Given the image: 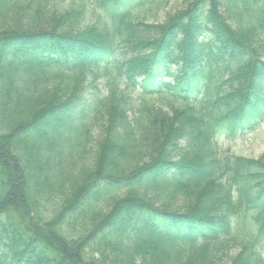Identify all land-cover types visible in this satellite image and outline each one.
Here are the masks:
<instances>
[{"label": "trees", "instance_id": "16d2710c", "mask_svg": "<svg viewBox=\"0 0 264 264\" xmlns=\"http://www.w3.org/2000/svg\"><path fill=\"white\" fill-rule=\"evenodd\" d=\"M166 2L0 0V264H264V0Z\"/></svg>", "mask_w": 264, "mask_h": 264}, {"label": "rangeland", "instance_id": "374dc122", "mask_svg": "<svg viewBox=\"0 0 264 264\" xmlns=\"http://www.w3.org/2000/svg\"><path fill=\"white\" fill-rule=\"evenodd\" d=\"M186 3L187 0H167V2L162 4L161 8H159L153 16L148 18V23H164L169 16H175L182 8H184ZM95 90L96 91H93L99 93L100 95L105 94L102 80H98L96 82ZM92 93V89H89L86 92V98L89 99ZM171 127V124L168 126L166 125V132L169 133ZM97 134L98 131H94V135L96 136ZM219 139L222 140V146L228 149L229 153L235 156L252 158L254 160L264 162V117L257 122L252 130L247 129L245 132L237 134L235 137L226 136L224 133H221L219 135ZM194 163L196 162L194 161ZM235 254V251L224 253L220 255V257L212 264H230L232 261L231 259L235 256Z\"/></svg>", "mask_w": 264, "mask_h": 264}]
</instances>
